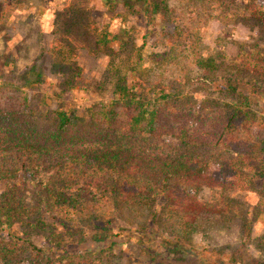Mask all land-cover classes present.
Returning a JSON list of instances; mask_svg holds the SVG:
<instances>
[{
	"label": "trees",
	"instance_id": "16d2710c",
	"mask_svg": "<svg viewBox=\"0 0 264 264\" xmlns=\"http://www.w3.org/2000/svg\"><path fill=\"white\" fill-rule=\"evenodd\" d=\"M104 2L111 9L122 4L132 12L145 10L152 15L168 10L167 0ZM252 11V19L264 23V9L253 4ZM73 25H67L70 34ZM106 39H97V44ZM131 47L121 41L119 49L109 52L124 117L118 106H113L81 124L69 112L52 109L41 122L25 109L26 97L18 103L0 102V181L5 186L0 193V264H117L113 220L95 224L98 230L91 241L101 248L77 253L61 251L66 235L58 230L59 225L71 237L83 233L77 237L82 244L86 234L79 224L88 214L89 200L111 202L115 211H126V219L133 222L142 211L152 209L157 195L188 215L182 220V237L174 247H168L171 240L167 238L159 244L162 250L141 242L144 264H173L176 254L189 250L181 239L197 230L196 214L228 209L223 203L201 201L198 193L202 186L247 189L250 182L244 168L264 177V163L253 156L257 155V140L251 139L254 129L264 126V118L249 108L255 91L250 94L239 89L241 84L229 79L226 90L239 92L245 100L224 104L212 97L200 100L180 86L168 93L164 88L161 92H147L143 87L136 91V83L123 71L132 66L133 79L141 80L135 64L139 61L130 57ZM155 56L154 63L168 62L164 54ZM194 59L205 69L216 65L213 57ZM189 60L194 62L186 57V62ZM236 70L264 83V55L251 51L241 56ZM95 111L93 108L92 113ZM31 184L39 187L33 204L26 194ZM16 227L21 231L16 232ZM35 237L44 243L39 245Z\"/></svg>",
	"mask_w": 264,
	"mask_h": 264
},
{
	"label": "rangeland",
	"instance_id": "374dc122",
	"mask_svg": "<svg viewBox=\"0 0 264 264\" xmlns=\"http://www.w3.org/2000/svg\"><path fill=\"white\" fill-rule=\"evenodd\" d=\"M167 1L166 13L152 15L145 10L132 12L122 4L111 9L104 0H0V102L18 103L26 97L28 106L23 107L41 122L52 109L69 112L81 124L113 106H118L124 117L116 92L118 76L109 56L110 50L119 49L124 41L132 45L130 57L139 61L135 64L141 80L133 79L132 66L123 68L136 83V91L143 87L147 92H161L164 88L168 93L180 86L200 100L212 97L223 104L240 103L245 100L243 95L226 90L232 79L241 84L239 89L256 92L251 94L249 108L264 118V83L236 70L241 56L251 51L264 55V23L252 19L251 13L253 4L264 9V0ZM68 24H74L71 34ZM105 37L107 42L97 44V39ZM156 53L164 54L168 62L154 63ZM196 56L213 57L216 65L205 69L195 62ZM186 57L194 62H186ZM93 108L96 111L92 113ZM251 139L258 143L257 155L253 156L264 163V126L256 127ZM243 171L250 182L247 189L200 188L201 201L223 203L228 209L196 214L197 230L188 239H181L189 250L176 254L173 264L263 263L264 177L248 168ZM4 188L0 181V193ZM38 191L39 187L32 184L26 189L30 203L37 201ZM88 203L89 215L79 224L86 242L78 244L77 237L83 233L71 237L59 225L58 230L66 235L61 251L101 248L91 241L98 230L95 224L102 226L111 219L117 264L146 263L141 242L162 250L159 244L167 238L171 240L168 247H174L182 237V220L188 215L163 195H157L152 209L142 211L133 222L126 219L129 213L115 211L111 202ZM47 220L54 222L51 217ZM14 230L21 231L18 227ZM34 239L39 245L44 243L39 237Z\"/></svg>",
	"mask_w": 264,
	"mask_h": 264
}]
</instances>
